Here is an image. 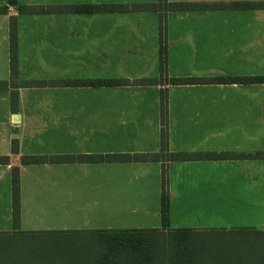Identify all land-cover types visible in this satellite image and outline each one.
Masks as SVG:
<instances>
[{
	"label": "crops",
	"instance_id": "1",
	"mask_svg": "<svg viewBox=\"0 0 264 264\" xmlns=\"http://www.w3.org/2000/svg\"><path fill=\"white\" fill-rule=\"evenodd\" d=\"M204 5L264 0H167ZM158 0H17L0 15V235L161 229V162L20 165L22 156L160 154V92L168 153H264V84L83 87L81 81L159 79V12L20 14L19 6L138 5ZM16 19L17 80L10 84L9 20ZM171 78L264 77V10L168 12ZM16 91L17 102L11 93ZM17 117V119H14ZM16 140L18 152L12 154ZM168 229L182 211L211 212L241 192L264 213V160L163 164ZM19 168V220L11 170ZM191 195L188 198L185 196ZM184 202V203H183ZM192 206L184 209V206ZM225 206V205H221ZM206 226H194L201 229ZM138 228V229H136Z\"/></svg>",
	"mask_w": 264,
	"mask_h": 264
},
{
	"label": "trees",
	"instance_id": "2",
	"mask_svg": "<svg viewBox=\"0 0 264 264\" xmlns=\"http://www.w3.org/2000/svg\"><path fill=\"white\" fill-rule=\"evenodd\" d=\"M8 6H16L17 0H7ZM209 10H264V3H229L204 5L196 3L158 0L156 4L138 5H75V6H19L20 14H46L59 12L96 13V12H159V79H138L128 81L98 80L68 83L83 87H119V86H185L197 84H264V77H217V78H166L167 50L166 26L164 15L168 12H194ZM7 6H0V15L7 14ZM9 61L10 86L45 87L44 82H20L17 80V28L16 19L9 20ZM6 83L0 82V89H5ZM12 103L17 102V93H11ZM167 103L166 93L160 92V154L145 155H105V156H22L20 165L52 164L60 162H161V229L151 230H116L96 231L102 241V251L90 264H264V230L232 229L201 231L195 229H168L169 197L167 190V175L163 164L169 162L198 161H238L244 159L264 160V153L252 157L232 155L228 153H168V137L166 129ZM12 154L18 152L16 140L11 142ZM8 157H0V165L8 164ZM11 217L14 226L19 220V168L11 170ZM211 235L225 238L227 251H218L222 246L219 240L216 244L203 243L202 236ZM55 233L17 234L13 236L0 235L1 238L17 236H40ZM60 235V234H59ZM216 247V248H214Z\"/></svg>",
	"mask_w": 264,
	"mask_h": 264
},
{
	"label": "rangeland",
	"instance_id": "3",
	"mask_svg": "<svg viewBox=\"0 0 264 264\" xmlns=\"http://www.w3.org/2000/svg\"><path fill=\"white\" fill-rule=\"evenodd\" d=\"M167 70V69H166ZM166 78L170 79L166 71ZM191 195L185 196L188 198ZM232 204L224 202L211 212L196 213L193 210L182 211L177 221L191 229L194 226H206L201 231L232 230V229H256L264 230V213L247 211L240 204L241 192L232 189L221 194ZM184 203V202H183ZM184 209L192 206L183 205ZM138 229V228H136ZM96 231L86 233H62L57 236H17L12 238L0 237V264H90L102 251V241L99 240ZM203 243L216 244L219 240L222 244L218 251H227L225 238L211 235L202 236ZM216 248V247H214Z\"/></svg>",
	"mask_w": 264,
	"mask_h": 264
},
{
	"label": "water",
	"instance_id": "4",
	"mask_svg": "<svg viewBox=\"0 0 264 264\" xmlns=\"http://www.w3.org/2000/svg\"><path fill=\"white\" fill-rule=\"evenodd\" d=\"M14 119H17V117H14Z\"/></svg>",
	"mask_w": 264,
	"mask_h": 264
}]
</instances>
